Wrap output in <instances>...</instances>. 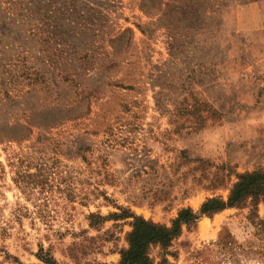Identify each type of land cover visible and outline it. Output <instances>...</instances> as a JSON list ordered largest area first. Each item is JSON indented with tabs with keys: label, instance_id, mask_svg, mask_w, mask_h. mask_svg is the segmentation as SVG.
<instances>
[{
	"label": "rangeland",
	"instance_id": "obj_1",
	"mask_svg": "<svg viewBox=\"0 0 264 264\" xmlns=\"http://www.w3.org/2000/svg\"><path fill=\"white\" fill-rule=\"evenodd\" d=\"M251 173L264 0H0V264H119L132 216L170 227ZM150 256L264 264V197Z\"/></svg>",
	"mask_w": 264,
	"mask_h": 264
},
{
	"label": "trees",
	"instance_id": "obj_2",
	"mask_svg": "<svg viewBox=\"0 0 264 264\" xmlns=\"http://www.w3.org/2000/svg\"><path fill=\"white\" fill-rule=\"evenodd\" d=\"M261 178L258 173L243 175L232 189L227 201L218 198L209 199L202 204L198 212L191 208L182 209L170 227L147 221L139 216H132L134 221L128 237L129 247L122 252L119 264H152L150 246L154 244L169 246L180 234L183 224H193L202 215H210L234 206L249 195L262 194L264 197V186L259 182ZM36 256L43 264H58L51 252L43 247H40Z\"/></svg>",
	"mask_w": 264,
	"mask_h": 264
}]
</instances>
